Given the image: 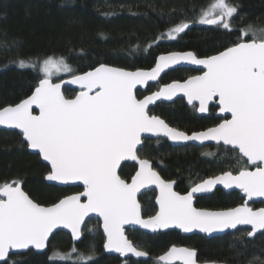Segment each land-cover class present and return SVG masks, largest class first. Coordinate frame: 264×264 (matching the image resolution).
<instances>
[{"label": "snow or ice", "instance_id": "1", "mask_svg": "<svg viewBox=\"0 0 264 264\" xmlns=\"http://www.w3.org/2000/svg\"><path fill=\"white\" fill-rule=\"evenodd\" d=\"M237 15L238 5L213 0L201 9L198 23L223 28L227 35L233 31L231 22ZM187 29L189 23L182 21L167 33V38L176 39ZM13 47H19L18 42H9L5 35L0 48L10 51ZM14 63L21 69L36 67L35 62L24 59ZM181 63L200 65L205 71L137 99L138 85L156 81L165 69ZM40 72L42 78L29 98L0 109V125L19 129L27 147L48 162V181L79 183L84 190L44 207L22 190V181L0 184V262L7 264L12 250L44 249L50 234L59 227L70 229L73 239L79 240L81 225L92 213L103 220L105 250L123 257L147 256L125 236V225H138L152 232L175 228L209 234L250 225L249 237L264 234V208L254 211L247 202L225 211L193 207L194 194L210 192L216 185L237 188L249 201L264 197V25L249 24L239 29L231 46L207 58H198L191 51L161 55L150 71L133 72L100 64L92 71L76 74L65 58L48 57ZM61 73L71 74V78L53 82V76ZM65 83L79 86L74 98H66L62 91ZM177 93H183L194 107L198 102L201 113L214 102L220 113L230 114L231 118L224 117L217 126L188 135L148 114L149 105L171 101ZM33 106L39 109V115L33 114ZM143 133L164 135L173 141H214L236 151L237 163L246 161L238 174L227 171L196 183L186 195H180L173 190L174 181H164L147 159L138 158ZM125 160L139 163L131 182L118 174ZM150 184L159 188V210L145 219L137 193ZM196 255L195 250L172 247L159 260L163 264H172L175 259L197 264ZM92 259L94 255L81 257L83 264Z\"/></svg>", "mask_w": 264, "mask_h": 264}, {"label": "trees", "instance_id": "2", "mask_svg": "<svg viewBox=\"0 0 264 264\" xmlns=\"http://www.w3.org/2000/svg\"><path fill=\"white\" fill-rule=\"evenodd\" d=\"M213 0H0V43L6 35L19 47L10 51L0 48V109L15 106L28 98L39 79L40 67L48 57H63L76 74L94 70L100 64L126 71L149 70L156 58L173 52L191 51L198 58H207L231 46L237 40L239 29L249 24L264 25V0H228L238 5V15L232 19L233 31L225 35L223 28L207 27L198 23L201 9ZM186 21L192 28L176 39L167 40V33ZM24 59L35 62L36 67L21 69L14 61ZM191 70H176L165 75L160 83L146 93L136 92L138 99L159 89L160 86L185 81L197 75ZM71 77L61 73L53 82ZM66 98L75 91L65 89ZM206 117H199L195 107H186L182 100L173 104L157 105L149 111L170 127L191 134L215 127L222 120L215 117L210 107ZM147 159L160 177L175 182V191L185 194L196 183L227 171L237 174L245 164L236 151L218 146L173 148L166 141L143 140L137 152ZM251 170V168H250ZM136 171L126 164L120 170L122 179L129 181ZM48 168L37 156L27 151L21 136L15 132L0 131V184L22 181L23 191L41 206L49 207L62 198L80 192V189H60L46 185ZM155 193L149 192L138 201L143 218L156 213ZM243 202L237 193L213 194L196 200L195 207L212 211L235 208ZM259 209L261 204L251 205ZM128 239L149 260L127 264H159L157 259L171 247H186L197 252L200 264H264V234L252 241L246 239L247 230L207 240L203 237H182L176 232L144 235L126 232ZM104 240L100 224L89 220L82 231V240L74 245L64 233L55 234L44 254L29 251L10 256L7 264H83L81 257L94 255L87 264H125L116 257L104 255ZM75 249V250H74ZM94 250V253H93ZM59 254L63 259L58 258ZM71 258L73 260L67 259ZM51 258V259H50ZM75 258V259H74Z\"/></svg>", "mask_w": 264, "mask_h": 264}, {"label": "water", "instance_id": "3", "mask_svg": "<svg viewBox=\"0 0 264 264\" xmlns=\"http://www.w3.org/2000/svg\"><path fill=\"white\" fill-rule=\"evenodd\" d=\"M204 26H207V27H215V26H210V25H204ZM192 28V25H189V29H191ZM189 29H187L185 32H183V33H181V34H179V35H183L184 33H186ZM181 53H184V52H181ZM168 54H170V53H168ZM168 54H163V55H168ZM161 56V55H160ZM160 56H158L157 58H156V61H155V64H154V66L152 67V68H154L155 67V65H156V63L158 62V60H159V57ZM151 68V69H152ZM151 69H149V70H137V71H150ZM180 69H184V70H191V71H194V72H197L198 74L197 75H195V76H198V75H202L203 74V72L205 71V69H203V67L202 66H200V65H192V64H187V63H181L180 65H174V66H172L171 68H168V69H165L164 70V72H162L161 74H160V76L158 77V79L156 80V81H149L148 83H147V85H143V86H141V85H138L137 86V88H136V90H135V94H136V92H140V93H146V91H147V89L149 88V87H151V86H156V85H158L159 83H160V81H161V79L165 76V75H167L169 72H172V71H176V70H180ZM92 71V70H91ZM134 72V71H133ZM193 77V76H192ZM71 77H68V78H65V79H62V80H60V81H57V82H62V81H65V80H68V79H70ZM191 77H189L188 79H190ZM188 79H186V80H188ZM185 80V81H186ZM185 81H177V82H179V83H183V82H185ZM172 83H176V82H172ZM172 83H170V84H172ZM168 85V84H167ZM37 86H38V84H37ZM164 86H166V85H163V86H160L159 87V89L160 88H163ZM65 89H69V90H72V91H75L76 92V94L75 95H77L78 93H79V86L78 85H70V84H63V87H62V91H64ZM158 89V90H159ZM158 90H156V91H158ZM156 91H154V92H156ZM34 92V91H33ZM33 92H32V94H33ZM154 92H152V93H150V94H146L145 96H148V95H152ZM31 94V95H32ZM30 95V96H31ZM29 96V97H30ZM144 96V97H145ZM28 97V98H29ZM75 97V96H74ZM73 97V98H74ZM144 97H142V98H140V99H143ZM27 99V98H26ZM138 99V98H137ZM178 100H182L183 102H184V104H185V106L186 107H188V108H190V107H194L192 104H189L188 102H187V98L186 97H184L183 96V93H177V95L176 96H174L173 97V99L171 100V101H168V100H160V101H157L155 104H153V105H149L148 106V114H149V111L150 110H152V109H154L157 105H160V104H164V105H170V104H173V103H175L176 101H178ZM22 102V101H21ZM20 102V103H21ZM194 103H196L197 104V106L195 107L196 108V113H197V115L199 116V117H206L207 115H208V111L207 112H204V113H201L199 110H198V102H194ZM19 104V103H18ZM214 107L215 109H216V112H215V116H216V118H219L220 120H223V118L224 117H227V118H231V116H230V114H226V113H220L219 112V107H218V105H216L214 102L212 103V104H210V106H209V108L210 107ZM33 114L34 115H39V109L38 108H35V106H33ZM150 115V114H149ZM151 116V115H150ZM161 119V118H160ZM165 122V121H164ZM222 122V121H221ZM166 123V122H165ZM167 124V123H166ZM168 125V124H167ZM169 126V125H168ZM170 127V126H169ZM172 128V127H171ZM173 129H175V128H173ZM175 130H177V129H175ZM207 130V129H206ZM0 131H4V132H15V133H17L19 136H21V139H22V141L25 143V145L27 146V142L23 139V136H22V134L20 133V130L19 129H12V128H7V127H5V126H3V125H0ZM177 131H180V130H177ZM203 131H205V130H203ZM201 132V131H200ZM194 133H198V132H194ZM187 134V133H186ZM191 134H193V133H191ZM191 134H188V135H191ZM143 140H162V141H166L171 147H173V148H181V147H185V146H193V147H197V148H204V147H218V146H221V147H224V148H227V149H230V150H232L230 147H228V146H224L223 144H217L216 142H214V141H205V142H203V143H201V142H199V141H173V140H171V139H169L168 137H166V136H164V135H159V136H156V135H152L151 133H143L142 134V142H143ZM142 148V143H141V145H139L138 146V150H137V152L140 150ZM27 151H28V153L29 154H31V155H34V156H37L38 158H39V160H40V162H41V164L42 165H44V166H46L47 168H48V171H50V165L48 164V162L47 161H44L43 159H42V156L39 154V152L38 151H36V150H33V149H31V148H29V147H27ZM232 151H234V150H232ZM139 158V157H138ZM140 159V158H139ZM244 162L246 161V158L243 160ZM150 163V162H149ZM126 164H130V165H134L135 167H136V171H135V173L133 174V176L136 174V172L137 171H139V163H138V161H133V160H125V161H122L121 162V166H120V168L118 169V174H120V170H121V168H122V166H124V165H126ZM150 165H151V168H152V164L150 163ZM249 168H251V170H254V166H249ZM152 170H153V168H152ZM153 171H155V170H153ZM156 172V171H155ZM49 173V172H48ZM157 173V172H156ZM158 174V173H157ZM238 174V173H237ZM48 174H46L45 175V177H44V182H45V184L46 185H49V186H54V187H57V188H60V189H80V192H82L84 189H83V185L82 184H79V183H76V184H68V185H64V184H60V183H58V182H55V181H48L47 179H46V176H47ZM159 175V174H158ZM220 175H222V174H220ZM220 175H218V176H220ZM235 175V174H234ZM132 176V177H133ZM160 176V175H159ZM131 177V178H132ZM215 177H217V176H215ZM131 178H130V180L128 181V182H131ZM161 178V177H160ZM212 178H214V177H212ZM162 179V178H161ZM209 179H211V178H209ZM207 180V179H206ZM165 181V180H164ZM166 182H172V181H166ZM203 182V181H202ZM175 182H174V184H173V190L175 191ZM21 187H22V185H21ZM23 190V189H22ZM191 189H189L188 190V192L190 191ZM217 190H220V191H222L224 194H231V193H237L238 194V196H239V198L240 199H242L243 200V202H242V204L241 205H239V206H242L245 202H247V204H248V206L249 207H251V205H253V204H261L262 205V207L261 208H264V197H253V199L252 200H247V197L244 195V193H242L239 189H237V188H231V189H226V188H224L223 187V185H216V186H214V188L210 191V192H203V193H196V194H194V199H193V207H195V203H196V200L197 199H199V198H202V197H206V196H209V195H211V194H213L215 191H217ZM80 192H78V193H80ZM149 192H153V193H155V198H154V207H155V210H156V212L159 210V206H158V204L156 203V201H157V198H158V196H159V188H158V186L157 185H155V184H150V185H148V186H146V187H144V188H141L140 189V191L137 193V200L139 199V197H141L142 195H144V194H146V193H149ZM176 192V191H175ZM187 192V193H188ZM78 193H76V194H78ZM187 193H185V194H180V195H186ZM179 194V193H178ZM72 195H75V194H72ZM65 198V197H64ZM63 199V198H62ZM83 199V198H82ZM59 202V201H58ZM57 202V203H58ZM139 202V201H138ZM239 206H237V207H239ZM45 207V206H44ZM50 207V206H49ZM196 208V207H195ZM252 208V207H251ZM198 209V208H197ZM260 209V208H259ZM259 209H253L254 211H257V210H259ZM198 210H204V211H212V210H206V209H198ZM222 211H225V210H222ZM156 214V213H155ZM154 214V215H155ZM141 215H142V213H141ZM145 219H147V218H145ZM89 220H96V221H98L99 222V224H100V232H101V235H102V237H103V240H104V243H103V246H102V250H103V252H104V255H106V256H108V257H116V258H118L120 261H126V260H133V261H136V262H139V261H142V262H145V261H148L149 260V256L147 255L146 257H141V258H136V257H132L131 255H129L128 257H123V256H121L119 253H115V252H108V251H106L105 250V248H104V245H105V243H106V235L104 234V232H103V220H102V218L101 217H99V216H97L95 213H92V214H90L88 217H85V221H84V224H82L81 225V237H80V239L79 240H74L73 239V237H72V234H71V230L70 229H66V228H63V227H59V228H56V229H54L53 230V232L50 234V236H49V239H48V241H47V246L44 248V249H41V250H37V249H35V248H32V247H30L29 249H27V250H12V251H10V254H9V257L10 256H14V255H22V254H26V253H28L29 251H31V252H33V253H35V254H44L46 251H47V249H48V245H49V243H50V240H51V238L55 235V234H57V233H64V234H66V235H68L69 236V238H70V240H71V242L74 244V245H76V244H78L81 240H82V231H83V228H84V226H85V224L89 221ZM124 228H125V236L127 237V234H126V232H128V231H130V232H140V233H142V234H144V235H148V236H153V235H157V234H165V233H168V232H176V233H178V234H180L182 237H193V236H199V237H203V238H205V239H207V240H211V239H214V238H219V237H223V236H225V235H227V234H233V233H235L236 231H238V230H247V232L248 231H250L251 230V226L250 225H238L237 226V228L236 229H225L224 231H222V232H213V233H211V234H209V233H203V232H200L198 229H194L192 232H190V233H185V232H183L182 230H180V229H175V228H170V229H160V230H158V231H156V232H152L151 230H148V229H142V228H140L138 225H125L124 226ZM259 235H261V233L260 232H258L257 234H256V236L255 237H249L247 234H246V239L247 240H249V241H252L253 239H255L257 236H259ZM128 238V237H127ZM172 248V247H171ZM171 248L170 249H168V251H170L171 250ZM176 248H186V247H176ZM189 249V248H188ZM167 251V252H168ZM167 252H165L163 255H166L167 254ZM196 252V251H195ZM196 254H197V252H196ZM163 255H161V256H163ZM8 257V258H9ZM8 258H7V260H8ZM196 261H197V255H196ZM157 262L159 263V264H163V262H161L160 260H159V258L157 259ZM0 264H3V262H0ZM172 264H183V262L181 261V260H179V259H175L174 261H172ZM197 264H200V263H198L197 262Z\"/></svg>", "mask_w": 264, "mask_h": 264}, {"label": "rangeland", "instance_id": "4", "mask_svg": "<svg viewBox=\"0 0 264 264\" xmlns=\"http://www.w3.org/2000/svg\"><path fill=\"white\" fill-rule=\"evenodd\" d=\"M166 38H167V36H166ZM167 40H172V39H168L167 38ZM56 75H54L53 77H55ZM58 258H60V256H58ZM67 259H70V260H73V259H71L70 257L69 258H67ZM75 259V258H74ZM82 261V260H81ZM83 262V261H82Z\"/></svg>", "mask_w": 264, "mask_h": 264}, {"label": "flooded vegetation", "instance_id": "5", "mask_svg": "<svg viewBox=\"0 0 264 264\" xmlns=\"http://www.w3.org/2000/svg\"><path fill=\"white\" fill-rule=\"evenodd\" d=\"M212 107V106H211ZM209 113V112H208ZM216 117V116H215ZM219 119V118H218Z\"/></svg>", "mask_w": 264, "mask_h": 264}]
</instances>
